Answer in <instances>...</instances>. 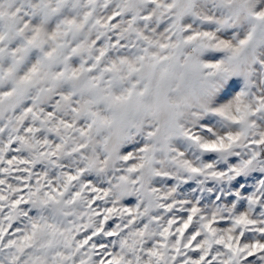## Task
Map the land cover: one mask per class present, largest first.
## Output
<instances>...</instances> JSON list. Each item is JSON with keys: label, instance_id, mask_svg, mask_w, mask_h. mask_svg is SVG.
<instances>
[{"label": "snow or ice", "instance_id": "1", "mask_svg": "<svg viewBox=\"0 0 264 264\" xmlns=\"http://www.w3.org/2000/svg\"><path fill=\"white\" fill-rule=\"evenodd\" d=\"M0 264H264V0H0Z\"/></svg>", "mask_w": 264, "mask_h": 264}]
</instances>
